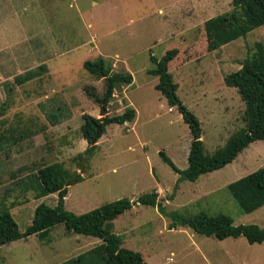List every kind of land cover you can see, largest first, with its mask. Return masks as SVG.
Wrapping results in <instances>:
<instances>
[{
    "label": "rangeland",
    "instance_id": "374dc122",
    "mask_svg": "<svg viewBox=\"0 0 264 264\" xmlns=\"http://www.w3.org/2000/svg\"><path fill=\"white\" fill-rule=\"evenodd\" d=\"M230 9L231 0H0V211L7 210L24 232L38 204H56V193L37 196L35 176L38 168L58 162L80 175L66 186L64 198V208L75 214L157 192L160 205L135 203L113 220L121 246L146 264H264V241L219 240L186 226L169 228L166 216L225 214L235 225L264 228V205L245 213L227 188L264 166V139L247 145L224 167L178 185V174L159 154L184 169L193 136L155 89L150 55L159 59L177 49L168 71L181 103L197 118L206 155L244 126L243 102L223 77L239 69L257 43L264 45V25L208 51L204 21ZM99 56L116 64L113 71L132 76L128 86L114 91L106 114L130 106L135 118L106 126L80 172L76 154L87 147L82 114L105 115L83 90L93 86L101 97L103 78L82 64ZM32 70L36 76L25 78ZM48 112L57 115V124L50 123ZM100 242L57 224L45 238L31 234L0 245V264H58Z\"/></svg>",
    "mask_w": 264,
    "mask_h": 264
},
{
    "label": "trees",
    "instance_id": "16d2710c",
    "mask_svg": "<svg viewBox=\"0 0 264 264\" xmlns=\"http://www.w3.org/2000/svg\"><path fill=\"white\" fill-rule=\"evenodd\" d=\"M262 25H264V0H231L230 10L204 21L206 48L208 51L215 50L238 37H244L253 27ZM176 54L177 49L172 48L165 51L159 59L150 55L149 59L154 63V67L149 69L148 73L157 77L155 89L165 98L169 107L178 110L193 136L188 164L184 169L177 168L163 152H159L161 159L178 174L175 183L178 185L183 180L196 181L200 175L224 167L231 163L247 145L264 139V45L257 43L256 51L242 61L239 69L223 77L225 85L234 87L243 102L244 126L228 138L224 147L218 148L211 155L203 152L197 118L181 103L176 94L177 84L168 71V63ZM82 65L93 77L103 78L104 91L101 97L93 86L86 85L83 90L98 104L100 113L105 115L97 118L87 113L82 114L80 132L87 142V147L83 152L76 154L80 160L79 165L83 158L87 159L95 151L96 142L105 132L106 126L113 123L123 124L135 118V110L130 106L125 107L122 113L106 114V107L114 91L122 86H128L132 82L131 74L113 71L112 66L101 56L94 60H84ZM35 76V71L32 70L25 78L31 79ZM22 81L23 79L18 82ZM47 117L51 124L59 122L57 115L52 112H48ZM75 174L58 162L38 168L35 176L38 180L37 196L56 193V204L54 206L38 204L34 208L31 223L24 232L19 230L7 210H1L0 245L31 234L45 238L51 227L63 224L67 231L96 237L101 242L98 246L58 264H146L140 256L133 255L121 246L119 237L114 233L113 220L135 203L153 207L160 205L157 201V192L142 194L134 201L126 197L119 198L87 212L75 214L64 208V198L67 194L65 184L80 180L78 175L76 180L72 181ZM227 188L243 212L250 213L256 210L264 205V166L230 182ZM166 216L171 219L169 228L177 225L186 226L197 234L214 236L219 240L243 236L250 244L264 241V228L257 224L235 225L231 217L225 214L208 216L200 212L191 217H182L175 212H166Z\"/></svg>",
    "mask_w": 264,
    "mask_h": 264
},
{
    "label": "water",
    "instance_id": "95a60500",
    "mask_svg": "<svg viewBox=\"0 0 264 264\" xmlns=\"http://www.w3.org/2000/svg\"><path fill=\"white\" fill-rule=\"evenodd\" d=\"M84 161H85V159L82 160L81 166H80V168H79V171H80V172H82V170H83V168H84ZM78 175H79L78 173L75 174V176L72 178V181L76 180V178L78 177ZM67 185H69V183H66V184H65V186H67Z\"/></svg>",
    "mask_w": 264,
    "mask_h": 264
},
{
    "label": "crops",
    "instance_id": "0c3cea01",
    "mask_svg": "<svg viewBox=\"0 0 264 264\" xmlns=\"http://www.w3.org/2000/svg\"><path fill=\"white\" fill-rule=\"evenodd\" d=\"M101 57H102V56H101ZM112 64H113V65H116L115 63H112ZM112 64H111V66H113ZM124 88H125V87H124ZM240 237H241V236H240ZM242 237H243V236H242ZM228 238H229V237H228ZM237 238H239V237H237Z\"/></svg>",
    "mask_w": 264,
    "mask_h": 264
}]
</instances>
